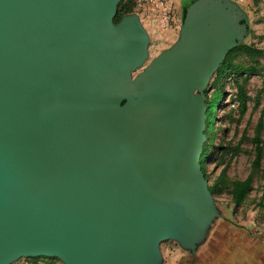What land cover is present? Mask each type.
Segmentation results:
<instances>
[{
	"label": "water",
	"instance_id": "95a60500",
	"mask_svg": "<svg viewBox=\"0 0 264 264\" xmlns=\"http://www.w3.org/2000/svg\"><path fill=\"white\" fill-rule=\"evenodd\" d=\"M121 0H0V264H162L221 209L200 165L209 82L249 34L231 0H188L149 60ZM225 96V95H224Z\"/></svg>",
	"mask_w": 264,
	"mask_h": 264
},
{
	"label": "trees",
	"instance_id": "16d2710c",
	"mask_svg": "<svg viewBox=\"0 0 264 264\" xmlns=\"http://www.w3.org/2000/svg\"><path fill=\"white\" fill-rule=\"evenodd\" d=\"M134 13V0H121L117 5L116 14L114 16V22L118 23L119 20L127 15ZM241 54L253 60V63L244 64L236 62V55ZM264 58V50L257 48L252 44H246L241 42L234 48L230 49L224 60L221 62L216 72L212 76L209 87L213 88L216 86H222L225 90V82L227 78L233 76V81L236 87L235 98L232 101L236 102V108L231 109L227 115L229 118L236 123H239L247 111V101L249 96L247 94L246 84L249 75H260L264 73V66L259 65V59ZM239 76V79H237ZM211 91V93H212ZM205 94L207 90L204 91ZM211 93L209 96L206 94V127L204 134L206 141L204 142L200 165L204 173V177L208 180V188L211 194L214 196L226 193L229 196L230 202L234 207H239L245 203H250L255 209H264V105L260 109L259 117L255 123L253 129V135L250 138L252 144V160L250 163V170L243 179H232L228 176L227 170L234 157L239 155L242 151V142L246 139L245 132L242 133L240 139L234 144L229 146H215L214 142L216 139V119L210 120L213 115L212 104H211ZM264 100V83L254 97L253 107L257 108L260 100ZM237 117H233V115ZM214 147L221 148L219 156L216 159V153L214 152L213 160H216L218 165L223 164L217 175L211 177L212 172L207 170V161L209 160L210 154ZM262 177L263 183L261 184V194L256 198H250V192L253 190V182L255 178ZM31 260V264H62L55 257H31L24 258Z\"/></svg>",
	"mask_w": 264,
	"mask_h": 264
},
{
	"label": "rangeland",
	"instance_id": "374dc122",
	"mask_svg": "<svg viewBox=\"0 0 264 264\" xmlns=\"http://www.w3.org/2000/svg\"><path fill=\"white\" fill-rule=\"evenodd\" d=\"M187 2L188 1L186 0H180L179 10L178 13H176V27L169 29V31H159L157 29L155 31L152 29L147 31L150 36L149 60L155 57L163 49L169 47L178 37L182 21V10ZM251 23L252 28H250L249 34L242 42H245L246 44H252L257 48L264 50V20H251ZM235 61L244 64L253 63L252 59L241 54L236 55ZM259 65L264 66V58L259 59ZM233 79V76L227 78L225 82V90L222 86L214 87L213 91L212 88L209 87L206 94L209 96L212 91L211 104L213 115L210 120L214 121L216 119V139L214 145L217 147L234 145L240 139L243 132L246 134V139L241 144V148L244 151L233 158L227 170L228 176L230 178L243 179L250 170V163L252 160V144L250 142V138L253 135V129L259 117L260 109L264 105V100L261 99L257 108L253 107V99L264 83V73L260 75L251 74L248 76V81L246 84L247 94L249 96V100L247 101V111L239 123L233 122L227 115V113L231 109H235L237 105L236 102L232 101L236 94V87ZM237 79H239V76H237ZM233 117L235 118L237 115L235 114ZM262 136H264V131ZM217 147L212 149L206 165L208 172H212L211 177L217 175L220 168L223 166V164L218 165L217 161L213 160L212 158L215 152V158L217 159L219 152L222 150L221 148L219 149ZM262 183V177L255 178L253 182V190L250 192V198H256L261 194ZM214 200L219 208L224 212V214H232L236 216V221L241 222V225L247 223L248 226H251L252 223L249 221L250 219L253 221V225L262 227L264 226V209H255V207H252L250 203H245L236 208L230 202L229 196L226 193L214 196ZM24 262L31 264V262L29 263V261L24 258H21L12 264H24Z\"/></svg>",
	"mask_w": 264,
	"mask_h": 264
},
{
	"label": "crops",
	"instance_id": "0c3cea01",
	"mask_svg": "<svg viewBox=\"0 0 264 264\" xmlns=\"http://www.w3.org/2000/svg\"><path fill=\"white\" fill-rule=\"evenodd\" d=\"M231 1L245 12L250 28L251 20H264V0ZM179 4L180 0H174L175 13H178ZM140 20L148 31L156 30V24L149 17ZM221 214L195 254L181 249L172 241L163 242L162 264H264V226H255L250 219L251 226L247 223L241 225L236 216L226 215L222 210Z\"/></svg>",
	"mask_w": 264,
	"mask_h": 264
},
{
	"label": "built area",
	"instance_id": "2783aa9c",
	"mask_svg": "<svg viewBox=\"0 0 264 264\" xmlns=\"http://www.w3.org/2000/svg\"><path fill=\"white\" fill-rule=\"evenodd\" d=\"M134 12L140 19L149 17L153 20L159 31L169 30L177 23L174 0H134Z\"/></svg>",
	"mask_w": 264,
	"mask_h": 264
},
{
	"label": "flooded vegetation",
	"instance_id": "af4514ba",
	"mask_svg": "<svg viewBox=\"0 0 264 264\" xmlns=\"http://www.w3.org/2000/svg\"><path fill=\"white\" fill-rule=\"evenodd\" d=\"M146 29V28H145ZM147 30V29H146ZM148 31V30H147ZM29 261V263L31 262V260H28Z\"/></svg>",
	"mask_w": 264,
	"mask_h": 264
}]
</instances>
